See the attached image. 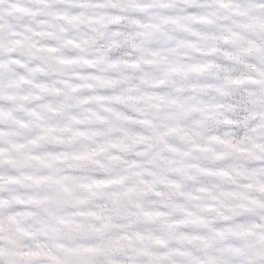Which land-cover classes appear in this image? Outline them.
Segmentation results:
<instances>
[{
    "label": "clouds",
    "instance_id": "9594fccd",
    "mask_svg": "<svg viewBox=\"0 0 264 264\" xmlns=\"http://www.w3.org/2000/svg\"><path fill=\"white\" fill-rule=\"evenodd\" d=\"M0 264H264V0H0Z\"/></svg>",
    "mask_w": 264,
    "mask_h": 264
}]
</instances>
